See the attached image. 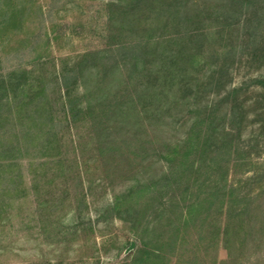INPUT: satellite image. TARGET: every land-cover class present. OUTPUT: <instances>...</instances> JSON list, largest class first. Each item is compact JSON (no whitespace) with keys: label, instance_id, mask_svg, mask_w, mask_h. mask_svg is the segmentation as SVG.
<instances>
[{"label":"rangeland","instance_id":"rangeland-1","mask_svg":"<svg viewBox=\"0 0 264 264\" xmlns=\"http://www.w3.org/2000/svg\"><path fill=\"white\" fill-rule=\"evenodd\" d=\"M257 78L264 0H0V264H264Z\"/></svg>","mask_w":264,"mask_h":264},{"label":"trees","instance_id":"trees-1","mask_svg":"<svg viewBox=\"0 0 264 264\" xmlns=\"http://www.w3.org/2000/svg\"><path fill=\"white\" fill-rule=\"evenodd\" d=\"M260 49L259 46H255V59H258ZM255 84L257 87L264 89V79L257 78L255 80ZM209 136L207 135V139ZM189 143L184 147V149L180 146H176L173 148L172 153L169 157L180 156L182 152H184L185 158H188L192 153L198 151V147L200 146V140L195 141L190 139ZM181 149V150H180ZM264 169V162H263ZM222 180L226 183V174L223 175ZM146 191H141L140 195L145 194ZM129 196V195H128ZM139 196V194H138ZM223 198H232L234 199V224L237 223L242 230H245V234L248 233L250 236L255 232L256 225L254 224V216H261V225L264 228V183L261 185L260 190L257 193L251 194H242L237 192L234 188L233 192H224ZM119 198H117L116 204L118 205ZM260 227V229L262 228ZM176 241L169 242L168 246H172V244ZM174 245V244H173ZM168 262V255L165 251H161L158 249H151L146 245L137 246L135 250L126 258L127 264H165Z\"/></svg>","mask_w":264,"mask_h":264},{"label":"water","instance_id":"water-1","mask_svg":"<svg viewBox=\"0 0 264 264\" xmlns=\"http://www.w3.org/2000/svg\"><path fill=\"white\" fill-rule=\"evenodd\" d=\"M134 248H135V244L132 243L131 247H130L129 250L126 252V254L129 253V252H131L132 250H134Z\"/></svg>","mask_w":264,"mask_h":264}]
</instances>
